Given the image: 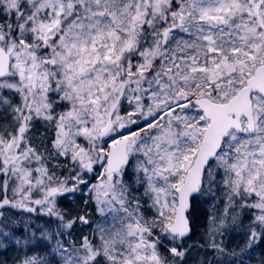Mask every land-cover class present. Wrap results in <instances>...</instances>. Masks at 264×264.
Wrapping results in <instances>:
<instances>
[{
  "label": "snow or ice",
  "instance_id": "6c2138e0",
  "mask_svg": "<svg viewBox=\"0 0 264 264\" xmlns=\"http://www.w3.org/2000/svg\"><path fill=\"white\" fill-rule=\"evenodd\" d=\"M254 261L264 0H0V264Z\"/></svg>",
  "mask_w": 264,
  "mask_h": 264
},
{
  "label": "rangeland",
  "instance_id": "374dc122",
  "mask_svg": "<svg viewBox=\"0 0 264 264\" xmlns=\"http://www.w3.org/2000/svg\"><path fill=\"white\" fill-rule=\"evenodd\" d=\"M193 255H195V254H193ZM259 256V253H257V257Z\"/></svg>",
  "mask_w": 264,
  "mask_h": 264
},
{
  "label": "trees",
  "instance_id": "16d2710c",
  "mask_svg": "<svg viewBox=\"0 0 264 264\" xmlns=\"http://www.w3.org/2000/svg\"><path fill=\"white\" fill-rule=\"evenodd\" d=\"M253 264H255V261L253 262Z\"/></svg>",
  "mask_w": 264,
  "mask_h": 264
}]
</instances>
